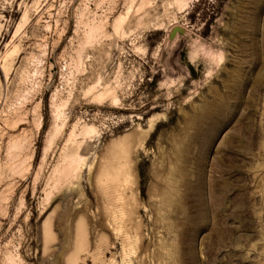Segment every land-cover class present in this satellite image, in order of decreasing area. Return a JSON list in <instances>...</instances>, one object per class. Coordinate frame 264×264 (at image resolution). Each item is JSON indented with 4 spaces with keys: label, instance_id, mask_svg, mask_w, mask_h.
<instances>
[{
    "label": "rangeland",
    "instance_id": "1",
    "mask_svg": "<svg viewBox=\"0 0 264 264\" xmlns=\"http://www.w3.org/2000/svg\"><path fill=\"white\" fill-rule=\"evenodd\" d=\"M0 264H264V0H0Z\"/></svg>",
    "mask_w": 264,
    "mask_h": 264
}]
</instances>
